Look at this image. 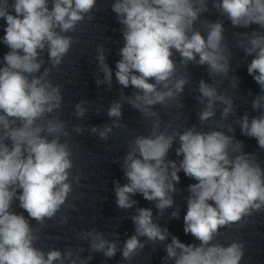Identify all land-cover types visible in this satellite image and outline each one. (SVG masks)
I'll return each mask as SVG.
<instances>
[{"label":"clouds","instance_id":"clouds-1","mask_svg":"<svg viewBox=\"0 0 264 264\" xmlns=\"http://www.w3.org/2000/svg\"><path fill=\"white\" fill-rule=\"evenodd\" d=\"M96 3L97 0H0V20L6 24L0 43L9 49L0 61V264H88L91 259H81L79 252L71 249L45 253L36 248L38 237L30 219L40 224L52 219L72 191V153L69 141L61 140L69 136L66 122L58 117L47 118L61 109L63 94L60 86L49 79L50 68L41 73L44 61L40 54L46 49L52 68L61 65L75 42L66 34L76 30ZM208 5L209 0H113L111 10L121 25L124 41L119 49L121 58L115 65V79L122 88L131 86L137 90L124 99L144 118L157 117L152 108L168 105L189 82L188 76L176 78L174 51L185 66L189 62L207 65L213 77L229 72L223 22L205 20L206 35L195 28L201 15L209 12ZM212 7L233 27L258 25L264 29V0H212ZM243 35L248 40L246 54L255 53L247 72L264 91V34ZM97 51L104 79L97 77L96 84L107 83L110 88L113 71L105 63L103 48ZM198 91L200 103L207 100L199 113L201 123L214 116L216 101L226 105L224 117L233 111L232 100L204 80L199 82ZM84 103L75 105L78 117L87 111ZM121 107V102L110 106L108 116L117 121L99 130L101 139H108L113 127H124L118 122ZM253 108H264V95L255 98ZM238 122L242 134L255 138L259 148L264 149V114L251 120L245 115ZM159 129L160 121L154 119L149 135L136 136L129 142L122 164L128 183L115 182L117 207L132 208L136 201L131 197L137 193L149 202L156 201L161 211L172 207L171 193L176 192L178 173L183 171L196 181L188 188L184 232L199 244H185L172 236L163 264L169 260L174 264H241L243 243L223 246L212 241L221 227L264 210V168L254 154L242 151V142L233 143V137L222 131L202 132L192 127L168 134ZM75 131L82 129L78 126ZM91 131L98 129L93 127ZM177 136L180 146L176 155L182 156L179 165L166 159ZM233 152L238 154L233 157ZM16 201L28 218L12 210ZM152 216L151 209L138 208L131 217L135 234L120 249L124 260L145 247L139 237L153 244L167 239V229L155 223ZM172 217L178 218L179 211H174ZM81 235L90 239L93 251L106 258L116 255L117 242L107 240L103 233L93 229Z\"/></svg>","mask_w":264,"mask_h":264}]
</instances>
